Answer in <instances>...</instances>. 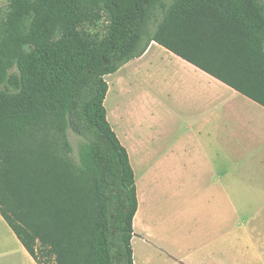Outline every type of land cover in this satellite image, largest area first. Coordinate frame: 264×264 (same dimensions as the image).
<instances>
[{
	"label": "trees",
	"instance_id": "obj_1",
	"mask_svg": "<svg viewBox=\"0 0 264 264\" xmlns=\"http://www.w3.org/2000/svg\"><path fill=\"white\" fill-rule=\"evenodd\" d=\"M100 22L102 34H88ZM223 22L259 77L229 86L264 107V0H8L0 216L36 264H133L134 175L106 120L104 77L151 42L197 66L176 43L216 50Z\"/></svg>",
	"mask_w": 264,
	"mask_h": 264
},
{
	"label": "crops",
	"instance_id": "obj_2",
	"mask_svg": "<svg viewBox=\"0 0 264 264\" xmlns=\"http://www.w3.org/2000/svg\"><path fill=\"white\" fill-rule=\"evenodd\" d=\"M218 40L216 50L176 43L197 66L151 42L106 82V120L136 188L133 264H264V107L229 86L245 89L259 77L239 63L227 22ZM146 68L160 90L155 108L134 88ZM12 234L22 264H36Z\"/></svg>",
	"mask_w": 264,
	"mask_h": 264
},
{
	"label": "rangeland",
	"instance_id": "obj_3",
	"mask_svg": "<svg viewBox=\"0 0 264 264\" xmlns=\"http://www.w3.org/2000/svg\"><path fill=\"white\" fill-rule=\"evenodd\" d=\"M8 6V0H0V21L4 18L5 12L7 10ZM104 23L100 22L95 27H90L87 29L88 34H102L104 30ZM159 60H154L153 67L157 68ZM152 67V68H153ZM111 77V78H108ZM134 77V75H133ZM113 78V74L105 77V82L111 81ZM135 78H138V84L139 86L134 87L140 88V90L144 89L145 93L149 95L151 98L149 99V107L155 108V102L153 101L154 98H157V100H160V90L158 84H155V76L153 69L148 70V68L144 69L141 73L136 74ZM139 89H136V92H138ZM140 92V91H139ZM122 96L119 97V100H126L128 95L135 96V93L133 92V89L129 91V94H121ZM109 104V101H108ZM106 103V107L104 104V107L108 109V105ZM70 141L72 143L73 150H76V139L73 135H69ZM2 222V221H0ZM0 224H4L3 222ZM8 229L1 230L0 228V264H22L21 258L18 254L19 250L15 245V239L13 237V234L11 231H9L10 235L7 233ZM137 241H134V244L132 245L135 253L137 252Z\"/></svg>",
	"mask_w": 264,
	"mask_h": 264
},
{
	"label": "bare ground",
	"instance_id": "obj_4",
	"mask_svg": "<svg viewBox=\"0 0 264 264\" xmlns=\"http://www.w3.org/2000/svg\"><path fill=\"white\" fill-rule=\"evenodd\" d=\"M140 253V252H139ZM141 254V253H140Z\"/></svg>",
	"mask_w": 264,
	"mask_h": 264
}]
</instances>
